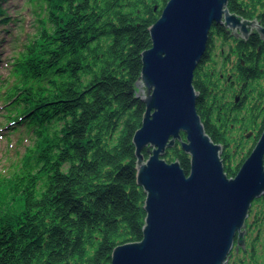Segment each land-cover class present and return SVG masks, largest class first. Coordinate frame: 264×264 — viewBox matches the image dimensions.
Wrapping results in <instances>:
<instances>
[{"label": "trees", "instance_id": "16d2710c", "mask_svg": "<svg viewBox=\"0 0 264 264\" xmlns=\"http://www.w3.org/2000/svg\"><path fill=\"white\" fill-rule=\"evenodd\" d=\"M39 1V28L15 58L10 81L0 86L5 127L12 133L23 127L35 138L20 166L0 182V264H111L117 246L143 238L146 197L137 185L133 138L146 107L137 83L142 53L152 46L149 29L169 0ZM228 8L264 26V0H229ZM0 16V23L11 22L1 7ZM221 33L228 40L222 26L212 29L210 40ZM260 37L247 43L259 62L257 79L264 75ZM194 86L206 133L227 148L225 171L235 178L264 131V88L240 122L238 113L231 118L222 111L214 92ZM239 124L256 137L236 163L245 150L244 136L241 142L231 136ZM143 154L149 158L147 149ZM164 159L180 161L190 173V157L179 144Z\"/></svg>", "mask_w": 264, "mask_h": 264}, {"label": "water", "instance_id": "95a60500", "mask_svg": "<svg viewBox=\"0 0 264 264\" xmlns=\"http://www.w3.org/2000/svg\"><path fill=\"white\" fill-rule=\"evenodd\" d=\"M228 5L169 0L149 29L152 46L142 53L137 83L146 111L133 138L137 185L146 197L143 238L117 246L111 264H228L235 243L244 246L252 204L264 196V131L237 176L229 178L224 146L206 133L194 86L214 27L244 40L256 29L264 39L258 19L231 13ZM178 144L190 157L189 174L180 161L164 159ZM148 147L153 151L146 159Z\"/></svg>", "mask_w": 264, "mask_h": 264}, {"label": "flooded vegetation", "instance_id": "af4514ba", "mask_svg": "<svg viewBox=\"0 0 264 264\" xmlns=\"http://www.w3.org/2000/svg\"><path fill=\"white\" fill-rule=\"evenodd\" d=\"M260 23L262 25V22ZM225 30L227 32L228 40H226V37L223 35V33H221L219 36H216L213 41L210 40L212 44L209 42L208 49L212 47L211 54L205 59L204 62L202 61L203 63L201 62V71L198 74L200 78L195 76L194 84L201 89L203 88L205 90H209L210 93L214 92L217 98L220 97V100L222 101L221 105L223 112L225 111L226 113L235 114L243 108L246 109V107L250 108L255 105L258 96H260V93L264 88V75L258 76L257 79L256 69L259 62L255 60L254 45L247 44L250 38L258 33L254 32L252 35H250L248 40H244L241 37L233 35L227 29ZM219 40V43H221L220 46L217 43ZM262 42H264V39H262ZM216 48L222 49L223 56L220 59L221 61L218 60V56L215 53ZM226 48L227 52H225ZM260 48L261 47H259V50ZM241 49H246L249 55H246V51H242ZM239 51H241V54H239ZM207 72H211V80L207 77ZM261 72V74H263L264 70L261 69ZM198 92L200 93L201 97V92ZM200 97L199 99H201ZM202 102L203 106L201 111L206 113L208 101L207 99L203 98ZM232 127H238L243 133L248 130L241 124ZM249 135H245L244 137L246 139L252 140V145L253 142L255 144L254 139L256 136L254 135V131ZM226 151L227 148H224L222 159ZM229 159L232 161L234 158L232 155H229ZM263 197L264 196L256 199L253 202L250 215L246 223V233L243 238L244 246H240L238 242L235 243L228 264H246L244 260H238L237 257L240 254H246L249 247H251L250 249L253 248L252 250H254L252 245H248V238L251 233L256 231L255 228L260 229L261 225H264V204H261L260 202L258 203V201H260ZM259 219H261L263 222L258 221ZM256 253L257 250L255 249V251H253L251 254L252 258L249 264H264L262 257L260 255V258L257 257Z\"/></svg>", "mask_w": 264, "mask_h": 264}, {"label": "rangeland", "instance_id": "374dc122", "mask_svg": "<svg viewBox=\"0 0 264 264\" xmlns=\"http://www.w3.org/2000/svg\"><path fill=\"white\" fill-rule=\"evenodd\" d=\"M40 4L42 3L39 0H3L0 3L1 9L5 11L4 17L11 18V22L8 25L0 23V86L3 82L10 81V71L15 58L24 48L27 38L33 36L39 28L38 18H40L39 14L41 12ZM2 18L3 16H0V19ZM227 30L229 31V29ZM254 32H256V29ZM219 42L220 40L217 42L220 46L221 43ZM225 52H227V48L225 49ZM215 53L218 56V60H220L223 56H221L222 49L216 48ZM248 109L249 108L246 107V109L243 108L237 112L240 115V121L245 122L243 118H246ZM2 111L3 106L0 102V182H3L5 179H9L14 170L20 166L21 158L24 155L26 148L30 147L35 139L34 135L26 132L23 127L20 128V131L12 133L9 125L5 127L6 119L2 117ZM233 115L234 113L231 115V118ZM258 121L260 122L261 118H259ZM250 128L251 127H249L245 133H243L238 127L232 128V139L239 142L242 141L245 146V150L243 151L242 155H236L235 161L233 162L240 163L251 148L252 140L246 139L244 137V139L240 141L241 137L249 135L254 131ZM148 149L153 151L152 147H148L147 152ZM231 150L235 153V147ZM4 186L9 187V184H4ZM11 204L12 203H9L8 205L11 206ZM258 221L261 222L262 220L259 219ZM255 229L256 231L251 233L248 238V245H252L254 250H252L253 248L250 249L251 247H249L246 254H240L237 257L238 260H244L246 264H249L252 258L251 254L253 251H255V249L258 253H256L257 257L260 258L261 256L264 260V225H261L260 229Z\"/></svg>", "mask_w": 264, "mask_h": 264}]
</instances>
